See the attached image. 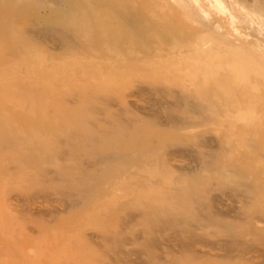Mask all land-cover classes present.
<instances>
[{
	"label": "rangeland",
	"instance_id": "rangeland-1",
	"mask_svg": "<svg viewBox=\"0 0 264 264\" xmlns=\"http://www.w3.org/2000/svg\"><path fill=\"white\" fill-rule=\"evenodd\" d=\"M183 1L0 0V264H264L258 0Z\"/></svg>",
	"mask_w": 264,
	"mask_h": 264
},
{
	"label": "bare ground",
	"instance_id": "bare-ground-1",
	"mask_svg": "<svg viewBox=\"0 0 264 264\" xmlns=\"http://www.w3.org/2000/svg\"><path fill=\"white\" fill-rule=\"evenodd\" d=\"M173 1H174L175 3H177V2L179 3L181 0H180V1H178V0H173ZM176 1H177V2H176ZM185 1H186V0H185ZM187 1L189 2L190 0H187ZM194 1H195L196 3L198 2V1H196V0H194ZM200 1H201V0H200ZM202 1H203V0H202ZM212 1H213V2H216L217 5H219V7L221 6L220 8H223V7H224V4H225L226 6L224 7V10H225V8L228 6V5L225 3V2H226L225 0H212ZM223 1H224V2H223ZM229 1H230V2L232 1V3H234V2H233L234 0H229ZM239 1H240V0H237L236 2L239 3ZM182 2H184V1L182 0ZM182 2H180V3L182 4ZM208 2H209V1H208ZM208 2H207V3H208ZM222 2H223V4H222ZM236 2H235V3H236ZM241 2H242V1H241ZM255 2H256V1H255ZM180 3H179V4H180ZM189 3H191V1H190ZM189 3H188V4H189ZM192 3H193V2H192ZM202 3H205V1L202 2ZM207 3H206V5H208ZM211 3H212V2H210V5H211ZM216 3H214L215 6H217ZM232 3H231V4H232ZM238 3H237V4H238ZM179 4H178V6H179ZM188 4H187L186 8H185V6L182 7V5H180V8H184V11H186L185 9H187L186 12H187L188 14L190 13L189 15L191 16L192 10H190V12H189V9H191V8L193 7V10H194L195 5H193V4H194V3H193V4H191V6H192V5H193V6H192L191 8H188V7H190V6H188ZM241 4H242V3H241ZM183 5H184V4H183ZM210 5H209V6H210ZM212 5H213V4H212ZM214 5H213V6H214ZM234 5H235V4H234ZM238 5H239V4H238ZM243 5H245V4H243ZM199 6H200V5H199ZM199 6H198L199 9H198V8H196V9H197V10H200V12H201V9H202V8H200ZM201 7H203V6H201ZM210 7H211V6H210ZM210 7H209V8H210ZM219 7H218V8H219ZM230 7H232V5H231ZM238 7H239V6H238ZM241 7H242V6H241ZM244 7H245V6H244ZM251 7H253V6H251ZM254 7H255L254 9H249L248 6H247V8H243V7H242V8L244 9V12H245V11H248V13H246V15L243 14L244 16H242V17H243L242 20H244V22H246V21H248V19H247L246 17H247V16H250V19H251L252 21H253V20L255 21V22L253 21L255 25H258V24H259V26L261 27L260 29H262V27H263V30H261V31H260L259 29H258L259 31H257V29L255 28V29H256V30H255L256 33L259 34V32H260V33L263 32V34H264V21H262V20H264V0H258V2L256 3V6H254ZM211 8L213 9V7H211ZM211 8H210V9H211ZM214 8H215V7H214ZM216 8H217V7H216ZM234 8H235V7H234ZM242 8H241V9H242ZM228 9H229V11L231 10L230 8H228ZM228 9H227V10H228ZM237 9H238V8H237ZM237 9H236V10H237ZM245 9H247V10H245ZM248 9H249V10H248ZM205 10H206V9H205ZM224 10H223V11H224ZM232 10H233V9H232ZM232 10H231V11H232ZM238 10H239V9H238ZM195 11H196V10H195ZM195 11H194V13H195ZM203 12H204V10L201 12V14H204ZM221 12H222V11H221ZM242 12H243V11H242ZM205 13L207 14L206 11H205ZM229 13H230V12H229ZM232 13L234 14V10H233V12H231V14H232ZM252 14L255 15V16H257V18L254 17ZM194 15H195V14H194ZM238 15H239V12H238ZM192 16H193V13H192ZM195 16H197V15H195ZM199 16H200V15H199ZM251 17H252L253 19H252ZM192 18H193V17H192ZM255 18H256L257 20H255ZM262 18H263V19H262ZM193 19H194V18H193ZM238 19H239V18H238ZM245 19H247V20L245 21ZM251 20H250L249 22H246V24L244 23V25L247 26V23H251V22H252ZM256 21H258V22H257L258 24L256 23ZM253 22H252V23H253ZM241 23H242V22H241ZM252 23H251L250 25H252ZM254 24H253V25H254ZM248 26H249V24H248ZM259 26H257V28H258ZM214 28H216V27L214 26ZM262 47H263V46H262ZM263 48H264V47H263ZM263 48H262V50H263ZM263 51H264V50H263ZM261 54H262V53H261Z\"/></svg>",
	"mask_w": 264,
	"mask_h": 264
}]
</instances>
